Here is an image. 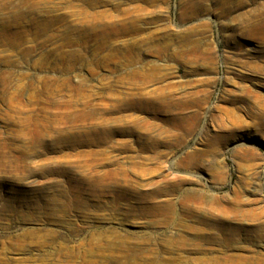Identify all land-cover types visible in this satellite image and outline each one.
Here are the masks:
<instances>
[{"label":"rangeland","instance_id":"374dc122","mask_svg":"<svg viewBox=\"0 0 264 264\" xmlns=\"http://www.w3.org/2000/svg\"><path fill=\"white\" fill-rule=\"evenodd\" d=\"M4 1L0 264H264V0Z\"/></svg>","mask_w":264,"mask_h":264},{"label":"bare ground","instance_id":"6f19581e","mask_svg":"<svg viewBox=\"0 0 264 264\" xmlns=\"http://www.w3.org/2000/svg\"><path fill=\"white\" fill-rule=\"evenodd\" d=\"M21 1H23V2H25V3H28L29 5H34V4H36V3H34L33 1H31V0H21ZM31 1V3L32 4H30L29 2ZM6 2L7 1H4V3L0 6V9H2L3 8V6L6 4ZM192 5V4H191ZM193 6H194V4H193ZM192 6V7H193ZM196 7V6H195ZM195 7H193V8H195ZM192 8V9H193ZM194 11V10H193ZM19 16V15H18ZM17 16V18H19ZM12 17V16H11ZM243 18V17H242ZM7 20H8V17H7ZM12 20H13V17H12ZM2 25H5L6 23H7V21L5 20H3L2 21ZM5 26H8V25H5ZM4 32L2 31V30H0V38H1V36H2V34H3ZM3 37V36H2ZM195 46V45H194ZM199 48V47H198ZM197 49V48H196ZM196 49H194L191 53H193L194 54V57L195 58H199V55H198V53L196 52ZM201 54V53H200ZM137 73H139L137 70H134V75L135 74H137ZM197 97V96H196ZM168 100V99H167ZM187 100V99H186ZM201 101H203V100H201ZM197 102V101H196ZM190 103V102H189ZM168 104V103H167ZM171 104V103H170ZM186 105V104H185ZM184 105V106H185ZM168 106V105H167ZM172 106V105H171ZM176 106V105H175ZM181 107V106H180ZM188 107V106H187ZM168 109V108H167ZM166 110V109H165ZM169 110V109H168ZM91 116H93V113L92 114H90ZM262 118V117H261ZM260 120V119H259ZM264 121V120H263ZM96 129H97V131H98V129H103L104 128V130H105V127H106V123H99V124H97L96 126ZM99 152H96L95 150H90V151H87V152H83V153H81V152H76V154H75V156L78 158V159H82V158H86L84 161L86 162V160H88V158L89 159H93V158H95L96 156H97V154H98ZM74 155V154H73ZM241 155H243V154H241ZM3 157H4V155H2ZM1 155H0V167L1 168H3V169H5V171L7 170V168L9 167L10 169H12L11 171H16L17 169H16V166L14 165V162H13V160L12 161H10L9 163L8 162H4L5 160H4V158L2 157ZM249 157V156H248ZM245 158V157H244ZM243 158V159H244ZM252 158V157H251ZM76 159V158H75ZM249 159V158H248ZM246 160V159H245ZM91 161V160H90ZM2 162H4V163H2ZM88 162H89V160H88ZM99 162V161H98ZM6 163H8V164H6ZM81 163V162H80ZM96 163V162H95ZM87 164H89V163H87ZM86 164V165H87ZM90 164H92V163H90ZM86 167V166H85ZM88 167H90V165L88 166L87 165V167L86 168H88ZM18 168V167H17ZM96 168V167H95ZM16 169V170H15ZM107 171V170H106ZM10 173H12V172H10ZM14 173V172H13ZM116 173H118V172H116ZM18 174V173H17ZM94 174V173H93ZM99 174V173H98ZM105 174V173H104ZM109 174H110V172H109ZM109 174H105L104 175V179L100 176H97V177H99L98 179L96 178V179H94V178H92V180H88V179H90V178H87L86 179V177L84 178V177H81L80 178V181H77L78 182V185H81V186H77V191H76V193H75V196L74 197H76L77 199H78V201L79 202H81L82 200H81V198L83 197V195H84V193H83V190H81V188H86L85 186H83V185H88L87 186V188H86V190H88V191H90L89 193H91L92 195H97V192L98 191H102V190H100V189H98V187L96 186V182L98 183H100V182H102V181H104V180H106V179H109V178H106V177H109ZM80 175V174H79ZM97 175V174H96ZM95 175V176H96ZM113 175V174H112ZM111 175V176H112ZM116 175H118V174H116ZM93 176V175H92ZM79 179V178H78ZM117 179V178H116ZM108 183H109V181H108ZM106 184V183H105ZM102 185V184H101ZM116 188V187H115ZM104 190V189H103ZM160 192V191H159ZM101 194V193H100ZM169 194V193H168ZM194 195V194H193ZM91 196V195H90ZM153 196V195H152ZM190 196V195H189ZM192 197V196H191ZM200 197H202V195L200 196ZM189 198V197H188ZM238 198V197H237ZM116 199V198H115ZM151 199V198H150ZM197 196H196V194L193 196V199L191 200V203H192V209H191V212H192V215L193 216H196L197 215V213H199L200 212V206L198 205V202H197ZM147 200V199H146ZM217 201V200H216ZM239 201V200H238ZM159 202V201H158ZM181 203V202H180ZM240 203V202H239ZM80 204V203H79ZM173 204V203H172ZM78 205V204H77ZM81 205V204H80ZM79 206V205H78ZM67 207V206H66ZM216 207V206H215ZM152 208L154 209L153 211H156V210H163V209H167V208H171V203L170 202H168V203H165V205L164 204H162V203H155L154 202V200H153V206H152ZM173 208V207H172ZM185 208H186V206H185ZM238 208V207H237ZM240 208V207H239ZM262 208V207H261ZM183 209V208H182ZM216 209V211H217V208H215ZM257 209V208H256ZM219 210L221 211V213L223 214V215H225V214H228V213H232V214H234L235 216L236 215H242V216H245V217H248V218H257V217H259V218H261L260 216H263L264 215V210L263 209H260V208H258V210H253V211H245V212H241V211H239L238 209L236 210V209H232L231 207L230 208H228V207H220L219 208ZM218 210V211H219ZM67 211V210H66ZM173 211V210H172ZM215 211V212H216ZM158 212V211H157ZM160 212V211H159ZM218 213V212H217ZM205 215V214H204ZM215 215V214H214ZM219 215V214H218ZM198 216V215H197ZM220 217H222V216H220ZM164 218V217H163ZM166 220H167V218H165ZM207 219V218H206ZM220 219V218H219ZM239 219V218H238ZM241 219V218H240ZM197 220V219H196ZM220 221H221V219H220ZM222 221H223V219H222ZM221 221V222H222ZM224 222V221H223ZM204 224V223H203ZM200 225V224H199ZM205 225H206V223H205ZM208 225V224H207ZM217 225V224H216ZM215 225V226H216ZM221 225V224H220ZM224 224H222L220 227H219V225L218 226H216V228L218 227V229L220 228V230H222V232H223V235H225V236H227V239H225L226 240V242L227 243H234V234L236 233H238V232H233V231H238L237 229H228V231H227V227L226 228H224V226H223ZM215 226H213V228L215 227ZM260 226V225H259ZM261 226H262V224H261ZM264 226V225H263ZM210 227V226H209ZM222 227V228H221ZM204 228V227H203ZM229 228V227H228ZM208 229V228H207ZM226 229V230H225ZM260 229V228H259ZM263 229V228H262ZM188 230V229H187ZM205 230V229H204ZM203 230V231H204ZM216 230V229H215ZM221 232V231H220ZM218 233V232H217ZM202 234V233H201ZM209 234V233H208ZM262 234V233H261ZM214 235H216V234H214ZM223 235H221V236H223ZM230 235L232 236L233 235V238H231L230 237ZM260 235V234H259ZM212 237H214V236H212ZM217 237V236H216ZM216 237H214V238H216ZM236 237V236H235ZM262 238H264V233L262 234V236H261ZM220 238V237H219ZM255 238V237H254ZM203 239V238H202ZM210 240H211V238H209ZM240 239V238H239ZM11 240V239H10ZM204 241H206L205 239H203ZM208 240V239H207ZM213 240V239H212ZM215 240V239H214ZM213 240V241H214ZM216 242L218 241V240H215ZM214 241V242H215ZM238 241V240H237ZM236 241V242H237ZM207 242V241H206ZM212 242V241H211ZM196 243H198V242H196ZM213 243V242H212ZM221 243V242H220ZM238 243H240V241L238 242ZM226 244V243H225ZM206 245V244H205ZM256 246H257V244H256ZM198 247V246H197ZM202 248V247H201ZM239 249V248H238ZM241 249V248H240ZM223 253V252H222ZM225 254V253H224ZM224 256V255H223ZM222 256V257H223ZM213 256H211V258H212ZM220 257V256H219ZM231 258V257H230ZM207 259V258H206ZM218 259V258H217ZM232 260V259H231ZM107 261V260H106ZM214 261V260H213ZM262 261V260H261ZM85 262V261H84ZM251 262H252V260H251ZM258 262V261H257ZM260 262V261H259ZM92 263V262H91ZM90 263V264H91ZM254 263V262H253ZM84 264V263H83Z\"/></svg>","mask_w":264,"mask_h":264}]
</instances>
